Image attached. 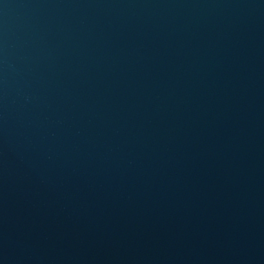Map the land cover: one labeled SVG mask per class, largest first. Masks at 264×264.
Listing matches in <instances>:
<instances>
[{"label":"water","instance_id":"95a60500","mask_svg":"<svg viewBox=\"0 0 264 264\" xmlns=\"http://www.w3.org/2000/svg\"><path fill=\"white\" fill-rule=\"evenodd\" d=\"M0 264H264V0H0Z\"/></svg>","mask_w":264,"mask_h":264}]
</instances>
